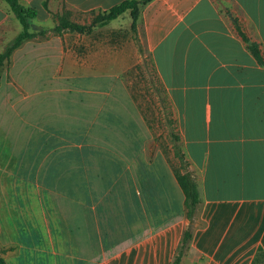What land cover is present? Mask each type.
<instances>
[{"label":"crops","instance_id":"crops-1","mask_svg":"<svg viewBox=\"0 0 264 264\" xmlns=\"http://www.w3.org/2000/svg\"><path fill=\"white\" fill-rule=\"evenodd\" d=\"M19 1L37 9L34 23L46 27L58 1L88 13L124 0ZM235 21L264 57V0H152L134 34L132 64L153 60L201 196L179 264H252L264 250V65ZM17 23L0 0V52L21 32ZM71 35L86 34L27 39L0 70V248L7 264H174L189 224L175 173V205L155 208L128 248L105 249L99 188H74V128L98 127L105 112L139 132L151 128L123 77L130 63L84 59Z\"/></svg>","mask_w":264,"mask_h":264},{"label":"rangeland","instance_id":"rangeland-1","mask_svg":"<svg viewBox=\"0 0 264 264\" xmlns=\"http://www.w3.org/2000/svg\"><path fill=\"white\" fill-rule=\"evenodd\" d=\"M66 11L71 20L80 24L90 23L100 12L72 11L64 1L56 2L53 14ZM50 18L53 24H47V28L56 24L54 15ZM130 19L127 13L107 27L95 28L91 35L70 37L71 46L84 59L124 57L130 63L123 69V77L152 126L151 138L154 137L153 142L147 137L145 145H139L141 135L149 136L150 130L139 132L129 127V120L107 112L98 127L73 129V185L97 186L103 193L105 249L133 246L151 214L166 203L175 205L177 194L172 177L174 168L181 165L176 153L179 145L174 139L177 131L169 122L168 109H161L154 92L160 87L154 62L150 56H143L133 65L137 42Z\"/></svg>","mask_w":264,"mask_h":264},{"label":"trees","instance_id":"trees-1","mask_svg":"<svg viewBox=\"0 0 264 264\" xmlns=\"http://www.w3.org/2000/svg\"><path fill=\"white\" fill-rule=\"evenodd\" d=\"M4 1H6L10 5L13 13L15 14L16 18L19 20L22 26V30L12 41H10L7 44L4 50L0 52V70L7 65L13 51L16 48H18L23 41L27 39L46 37L52 33L61 34L64 31L80 33V34H90L95 28L108 25L111 21L117 19L119 16H121L127 11L130 12V16L132 18L131 30L136 35L137 22L140 16L141 8L147 3L151 2L152 0H124L119 4L112 6L110 9L105 11H100L98 14L94 15L92 21L88 24H80L71 20L69 11H66L61 14L56 13L53 14L54 17L56 18V24L53 28L39 26L34 23V20L38 17L37 9L24 6L19 0H4ZM44 7L48 10L47 1L44 2ZM235 25L239 35L248 44L251 53L256 58L258 63L260 65H264V57L262 55V50L260 46L257 43L250 41V39L240 28L237 21H235ZM34 29L36 30L34 31ZM136 39L138 40L137 36ZM154 69L160 85V87L154 88L157 101L161 105L162 110L168 109L169 112L168 114L170 115L169 122L172 124V127L177 131V133L174 134V139L180 146L179 130L176 127L175 115L173 111H171V106L167 91L158 76L155 65H154ZM130 90L132 91V89ZM132 94L134 96V99L137 101L136 96L134 95L133 92ZM141 111L143 113V110ZM144 117L147 120L146 115H144ZM149 126L152 129V126L150 124ZM179 146H176L177 149L176 153L181 159V165L180 168H176V167L174 168V173L185 196L186 217L189 221V224L186 230L184 231L180 246L178 248V253L174 260V264H179L181 257L183 256L185 250L188 248V245L192 240L196 214H197L198 206L201 202V196L198 188V183L196 181V177L194 173L189 170V163L186 160L185 154L183 152V148H181L182 146L181 147ZM6 254H7V250L0 248V264H7L5 258ZM252 264H264V250L262 248H260L257 251Z\"/></svg>","mask_w":264,"mask_h":264}]
</instances>
